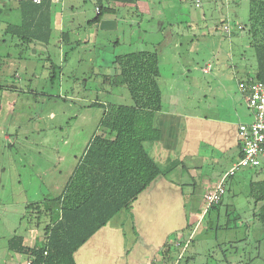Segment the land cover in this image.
<instances>
[{
	"label": "rangeland",
	"instance_id": "374dc122",
	"mask_svg": "<svg viewBox=\"0 0 264 264\" xmlns=\"http://www.w3.org/2000/svg\"><path fill=\"white\" fill-rule=\"evenodd\" d=\"M145 1L155 17L152 25L163 22L165 38L157 30L143 33L150 18L123 20L122 8L101 18L119 21L117 29L97 27L98 36L88 41L84 22L95 17L94 0H62L52 5L57 14L52 17L50 42L20 45L17 37L3 33L7 23L20 22L16 2L0 0V264L10 258L5 246L9 236L22 233L26 225L23 234L31 227L43 233L46 218L39 228L28 224L39 215L32 207L40 204L41 212L45 199L61 193L91 137L104 131V107L132 104L127 88L113 85L105 76L114 73L116 55L155 51L152 41L161 42V107L180 114H214L236 97L237 78L254 76V46L264 43V36L254 37L248 30L249 0H199V6L196 0ZM59 21L65 42L60 41ZM209 167L198 170L194 179H181L182 191L189 195L185 227H193V241L185 253L191 258L181 264H264V230L253 216L258 204L249 186L264 173L250 167L236 170L225 182L221 204L205 214L202 179L213 171ZM165 192L149 193L160 197ZM168 232L167 237L174 230ZM17 258L25 262L26 255Z\"/></svg>",
	"mask_w": 264,
	"mask_h": 264
},
{
	"label": "trees",
	"instance_id": "16d2710c",
	"mask_svg": "<svg viewBox=\"0 0 264 264\" xmlns=\"http://www.w3.org/2000/svg\"><path fill=\"white\" fill-rule=\"evenodd\" d=\"M94 2V8L98 6L99 10L88 21L89 25L98 23L105 14H115L120 7L135 5L138 0ZM17 3L20 22L7 23L3 33L17 37L20 45L48 44L52 34L50 0L38 4L17 0ZM247 20L248 30L254 37L260 33L264 36V0H249ZM262 41L254 46L257 63L251 78L264 82ZM112 64L114 73L105 76L113 85L127 88L132 104L104 107L100 121L104 131L91 137L61 193L45 199L41 212L40 204L32 207L37 208L39 215L29 226L32 223L39 228L42 218L47 219L42 228V241L29 246L19 234L6 239L7 250L25 254L30 264H76L74 253L120 211L131 212L137 197L165 175L145 147L146 142L160 137V130L154 124L155 114L161 110L158 54L149 50L130 51L116 55ZM257 172L264 173V167ZM249 186L258 204L253 216L264 230V177L251 181ZM221 201L211 205L205 214L217 209ZM185 230L174 231L167 237L159 248L161 258L157 264H181V260L191 258L185 253L193 241V227L187 228V235Z\"/></svg>",
	"mask_w": 264,
	"mask_h": 264
},
{
	"label": "crops",
	"instance_id": "0c3cea01",
	"mask_svg": "<svg viewBox=\"0 0 264 264\" xmlns=\"http://www.w3.org/2000/svg\"><path fill=\"white\" fill-rule=\"evenodd\" d=\"M15 2L17 7V0ZM122 8L123 20L127 17H137L141 21L144 18H150L147 29H144L143 33L152 35L157 30L162 38H165L166 28L163 22L160 19L155 26L152 25L155 17L152 15V8H149L145 0H138L132 6L120 7L117 11L119 12ZM53 14L55 16L57 13L51 8V20ZM157 14L164 15L163 11L161 13L157 11ZM88 21L84 22L88 28V41L98 36V29H95L97 27L112 30L119 27V21L114 19H103L91 25ZM127 24L124 23L125 26H128ZM129 26L132 27L131 24ZM62 28L64 24L59 21L60 41L65 42L66 32ZM143 40L151 43L147 39ZM115 43L118 44L119 41L116 40ZM175 44L181 46L180 43L175 42ZM151 45L158 54L160 70L161 42L152 41ZM239 80L243 79H236L238 90L236 97L230 98L227 106L214 110V114L206 111L180 114L161 107L154 117V124L160 130V137L158 140L146 142L145 147L153 160L160 168H163L165 175L157 178L148 190L137 197L132 204L131 212L128 213L123 209L93 234L74 253L76 264H153L160 259L158 251L167 239L168 231L185 229L187 231L185 210L188 207L189 195L188 192L182 191L181 184L185 182L181 179L184 177L194 179L198 176V170L209 169V164H211L213 171L202 179L208 191L239 159L238 125L252 120L251 112L247 111L244 94L238 89ZM243 107L246 108V112L242 109ZM205 165L207 168H204ZM250 170L257 172L259 168H250ZM152 188L167 192L162 193L160 197H153L149 193L152 192ZM169 193L175 195H164ZM159 198H161L160 203H158ZM164 200L166 204H162ZM112 220L114 223L110 222ZM25 227L23 232H25ZM29 230L31 231L28 233H19L27 245L32 246L42 241V234L36 231L37 229L30 228ZM17 254L7 251V256L11 259L6 258L5 263H26L27 257L25 262H22L17 258Z\"/></svg>",
	"mask_w": 264,
	"mask_h": 264
},
{
	"label": "built area",
	"instance_id": "2783aa9c",
	"mask_svg": "<svg viewBox=\"0 0 264 264\" xmlns=\"http://www.w3.org/2000/svg\"><path fill=\"white\" fill-rule=\"evenodd\" d=\"M32 1L38 4L42 0ZM60 1L50 0L51 3ZM199 2V0H196V6H199ZM98 10L99 7L95 6V11L98 12ZM223 28L226 32L229 31L227 23L223 25ZM205 71H208V67H205ZM238 89L244 94L246 106L252 114V120L238 125L241 156L222 175L219 181L204 193L203 200L205 207L203 211H206L211 205L221 201L226 191V179L228 176L233 175L236 170L242 167H264V82L252 78L239 80ZM24 264H30V260H27Z\"/></svg>",
	"mask_w": 264,
	"mask_h": 264
}]
</instances>
